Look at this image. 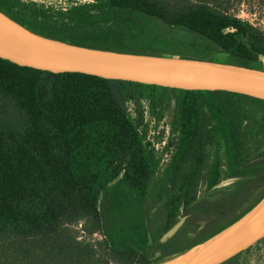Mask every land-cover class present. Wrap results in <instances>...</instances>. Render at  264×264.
Here are the masks:
<instances>
[{
	"label": "trees",
	"instance_id": "trees-1",
	"mask_svg": "<svg viewBox=\"0 0 264 264\" xmlns=\"http://www.w3.org/2000/svg\"><path fill=\"white\" fill-rule=\"evenodd\" d=\"M247 3L91 0L55 12L0 0V12L74 46L264 72V30L239 16ZM145 104L157 122L173 108L165 169L147 140ZM223 181L231 186L218 188ZM263 199L264 99L57 74L0 58V264H164ZM81 222L101 239H80L73 225Z\"/></svg>",
	"mask_w": 264,
	"mask_h": 264
},
{
	"label": "water",
	"instance_id": "water-1",
	"mask_svg": "<svg viewBox=\"0 0 264 264\" xmlns=\"http://www.w3.org/2000/svg\"><path fill=\"white\" fill-rule=\"evenodd\" d=\"M16 30L27 34L31 42L17 40L13 36V31ZM0 58L19 66L57 74L81 73L172 89L226 91L264 99V75L258 71L226 64L221 65L236 70L217 71L221 68H217L216 63L196 60H188L195 69H181L154 62L158 59L181 62L169 57L138 56L74 46L37 35L12 21L2 12H0ZM245 72H254L259 76L248 77ZM185 220L186 218H182L161 241L166 242L173 237L184 225ZM220 235L222 236L218 239ZM263 238L264 199L231 227L182 257L164 264H175L189 255L188 261L184 264H226ZM213 240L215 241L207 245ZM209 246L214 248L209 250Z\"/></svg>",
	"mask_w": 264,
	"mask_h": 264
},
{
	"label": "rangeland",
	"instance_id": "rangeland-1",
	"mask_svg": "<svg viewBox=\"0 0 264 264\" xmlns=\"http://www.w3.org/2000/svg\"><path fill=\"white\" fill-rule=\"evenodd\" d=\"M25 3H33L38 6H43L45 8H51L52 11H66L72 6L84 4L90 2L91 0H21ZM250 3L244 4L240 7L239 16L242 19L249 20L251 23L260 27L264 30V7L258 8L251 3L252 0H249ZM175 60H186L178 57H169ZM218 61H226L227 56L225 54H220L216 56ZM220 64V65H218ZM223 63H216L217 66L223 67ZM264 75V72H260ZM172 110L170 107L165 111L164 116L160 121H156L154 115H152L150 108L145 104V119L143 127L147 126V140L152 143L157 151L159 157H161V169L165 167L170 162L172 156V151H165V146L170 139V122L172 119ZM231 186V181H223L218 188H228ZM206 221H201V224H205ZM83 224L77 223L73 225V229L77 232V235L80 239L84 240H100L101 237L99 234H94L89 236L83 232ZM231 264H264V238L259 241L255 246L250 250L243 253L237 259H235Z\"/></svg>",
	"mask_w": 264,
	"mask_h": 264
},
{
	"label": "bare ground",
	"instance_id": "bare-ground-1",
	"mask_svg": "<svg viewBox=\"0 0 264 264\" xmlns=\"http://www.w3.org/2000/svg\"><path fill=\"white\" fill-rule=\"evenodd\" d=\"M13 36L15 38H17V40H19V41H23L25 43L31 42V39L29 38V36L27 34H25V33L20 32V31H17V30L16 31H13ZM154 62L159 63V64H166L168 66H174L176 68H181V69H195L194 66H191L189 64L188 60H181V62H174V61H170V60L158 59V60H154ZM188 64H189V66H188ZM218 65H220V64H218ZM217 68H221L219 70L216 69L217 71H226V70L227 71H232V70H236L235 68H227L225 66L224 67L217 66ZM245 73L248 75V77H253L254 78V77H258L259 76L257 73H254V72H245ZM223 234H225V233H223ZM222 235L218 236L217 238L219 239V237H221ZM215 240L211 241L207 245H210ZM214 246H211V247L209 246V250L212 249V248H214ZM216 247L217 246H215V248ZM189 256H187L186 258H183L181 260H178L175 264H184V263H186L188 261L187 258H189Z\"/></svg>",
	"mask_w": 264,
	"mask_h": 264
}]
</instances>
